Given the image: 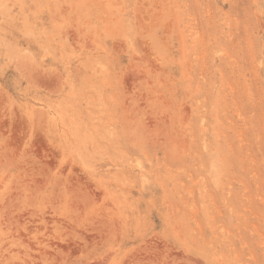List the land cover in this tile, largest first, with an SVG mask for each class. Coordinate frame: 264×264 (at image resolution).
Instances as JSON below:
<instances>
[{
	"label": "rangeland",
	"instance_id": "obj_1",
	"mask_svg": "<svg viewBox=\"0 0 264 264\" xmlns=\"http://www.w3.org/2000/svg\"><path fill=\"white\" fill-rule=\"evenodd\" d=\"M0 264H264V0H0Z\"/></svg>",
	"mask_w": 264,
	"mask_h": 264
}]
</instances>
